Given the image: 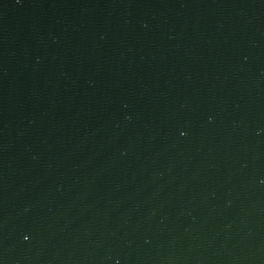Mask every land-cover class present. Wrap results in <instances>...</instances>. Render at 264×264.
Segmentation results:
<instances>
[{
	"label": "water",
	"instance_id": "water-1",
	"mask_svg": "<svg viewBox=\"0 0 264 264\" xmlns=\"http://www.w3.org/2000/svg\"><path fill=\"white\" fill-rule=\"evenodd\" d=\"M0 264H264V0H0Z\"/></svg>",
	"mask_w": 264,
	"mask_h": 264
}]
</instances>
